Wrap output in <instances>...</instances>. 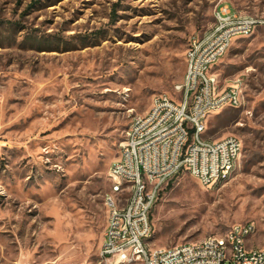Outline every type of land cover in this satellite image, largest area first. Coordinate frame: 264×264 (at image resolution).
<instances>
[{
	"label": "rangeland",
	"instance_id": "rangeland-1",
	"mask_svg": "<svg viewBox=\"0 0 264 264\" xmlns=\"http://www.w3.org/2000/svg\"><path fill=\"white\" fill-rule=\"evenodd\" d=\"M218 0H0V264H104L108 177L132 118L156 95L182 98L190 39ZM264 18V0H232ZM243 77L244 104L207 120L205 138L238 137L230 179L205 188L187 171L151 213L154 248L255 223L264 247V26L235 37L212 69ZM141 264V263H133Z\"/></svg>",
	"mask_w": 264,
	"mask_h": 264
},
{
	"label": "built area",
	"instance_id": "built-area-1",
	"mask_svg": "<svg viewBox=\"0 0 264 264\" xmlns=\"http://www.w3.org/2000/svg\"><path fill=\"white\" fill-rule=\"evenodd\" d=\"M237 13V21H230ZM213 17H223L222 31H211L189 42L186 74L177 90L182 98L155 96L150 111L134 115L118 158L108 177L115 193L105 196L107 224L100 249L104 264H264L263 248H243L242 238L256 233L255 223L233 225V235L208 236L196 243L154 248L151 213L164 189L187 171L202 187L213 188V178L234 173L243 143L229 136L205 138L208 118L225 108L244 104L243 77L222 85L212 69L227 54L235 37L249 38L264 18H246L234 10L232 0H218ZM264 225V218H263Z\"/></svg>",
	"mask_w": 264,
	"mask_h": 264
},
{
	"label": "bare ground",
	"instance_id": "bare-ground-1",
	"mask_svg": "<svg viewBox=\"0 0 264 264\" xmlns=\"http://www.w3.org/2000/svg\"><path fill=\"white\" fill-rule=\"evenodd\" d=\"M246 18H252V17L246 16ZM230 21H237V13H230ZM222 29H223V17H215L214 18V24H213V31H222ZM229 48L230 47H228V49ZM187 53H189V48L187 50ZM188 72H189V62H186V73H185L184 78H186V74ZM156 96H158V95H156ZM221 181H225V174H217V177L213 178V186L217 185ZM112 191H113V193H115V186L114 185H112ZM225 235H233V227ZM246 241H247V238H242L243 248H248ZM196 246H205V239H203L200 242H197Z\"/></svg>",
	"mask_w": 264,
	"mask_h": 264
}]
</instances>
